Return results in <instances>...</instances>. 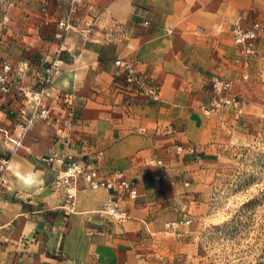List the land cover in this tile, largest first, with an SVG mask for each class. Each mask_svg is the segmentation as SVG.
<instances>
[{"label":"crops","instance_id":"0c3cea01","mask_svg":"<svg viewBox=\"0 0 264 264\" xmlns=\"http://www.w3.org/2000/svg\"><path fill=\"white\" fill-rule=\"evenodd\" d=\"M42 3L43 19L26 25L27 42L56 51L59 70L38 104L45 55L11 57L0 116V165L10 157L0 171V264H142L137 239L175 219L208 164L210 78L237 74L235 29L264 17V0H76L63 39L58 21L70 0ZM120 57L149 78L143 91L117 74ZM22 133L19 146L7 137ZM179 144L196 149L178 153ZM48 156L65 163H46ZM70 160L107 177L123 171L140 181L139 195L80 180L70 202L53 186ZM165 170L173 173L155 178ZM112 201L126 218L102 213Z\"/></svg>","mask_w":264,"mask_h":264},{"label":"rangeland","instance_id":"374dc122","mask_svg":"<svg viewBox=\"0 0 264 264\" xmlns=\"http://www.w3.org/2000/svg\"><path fill=\"white\" fill-rule=\"evenodd\" d=\"M42 6V0H0V73L7 75L11 57L22 54L45 55L46 70L53 63L56 51L27 42L26 25L43 19ZM256 21L264 27V17ZM235 64L239 71L226 79L236 103L204 112L214 128L209 161L174 215L191 221L167 228V220L140 235L135 246L142 264H264V30L254 52L239 51ZM4 83L10 87L8 78ZM4 83L1 117L9 92Z\"/></svg>","mask_w":264,"mask_h":264},{"label":"built area","instance_id":"2783aa9c","mask_svg":"<svg viewBox=\"0 0 264 264\" xmlns=\"http://www.w3.org/2000/svg\"><path fill=\"white\" fill-rule=\"evenodd\" d=\"M76 0H70V10L66 16L58 21L59 30L56 33L57 38L63 39L68 30L72 25V11L73 6ZM264 30L263 25L256 21L251 24L250 27L245 29L241 27H237L235 29V43L239 48V51L242 55L249 56L254 52L255 42L261 33ZM115 64L118 66L117 74L124 75L129 82L135 83L140 91L145 89V85H147L149 78L145 76L138 75L135 62L120 57L115 60ZM5 71H9L10 65H5ZM59 70V65L57 61H54L47 73L44 77V85L41 88L37 103L41 97L46 93L47 85L50 82L54 73ZM7 80V75L0 73V83H4ZM4 90L9 91L10 87L4 83L2 86ZM232 82L229 79L222 78L218 75H214L210 78L208 90L212 95L211 105L210 107L204 108V112L211 113L212 111L217 110L222 105H228L236 103L235 95L231 94ZM155 98L158 97V92L152 93ZM44 114V112H42ZM32 121V118L28 120V123ZM22 129H26L27 124L21 126ZM3 130V129H2ZM24 133H22L19 137L13 138L11 136H7L10 141H12L16 146L21 144V137ZM196 146L194 144L183 145L179 144L177 146L178 153L183 151L194 152ZM70 158V157H69ZM46 163H54L60 162L65 163V157H55L48 156L44 158ZM153 162L156 165H164V161L161 158L154 159ZM10 163V157L3 156L0 171H5ZM173 172H168L165 170L164 172H159L155 175L156 179H165L169 174ZM80 180H84L87 183V186L93 190H99L101 188H111L116 184H119L122 187L121 193L123 195L129 196L131 198H136L139 195L140 191V181L135 178L128 177L123 171H116L112 177H107L106 175L101 174L100 169L93 164H89L86 162H80L78 160H70L68 161L62 170V172L53 180V186L56 188H64L66 192L67 199L73 203L76 196L77 184ZM186 184H188L186 182ZM102 213L107 214L111 218L123 219L128 215L125 211L120 209V205L117 201H112L106 205V207L102 210ZM190 219L181 218L175 219L167 222V228H177L181 225H187L190 223Z\"/></svg>","mask_w":264,"mask_h":264}]
</instances>
